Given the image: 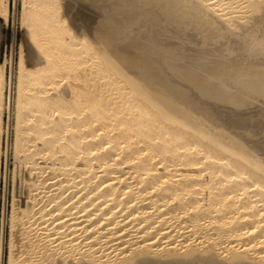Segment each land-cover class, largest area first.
Instances as JSON below:
<instances>
[{
    "label": "bare ground",
    "instance_id": "bare-ground-1",
    "mask_svg": "<svg viewBox=\"0 0 264 264\" xmlns=\"http://www.w3.org/2000/svg\"><path fill=\"white\" fill-rule=\"evenodd\" d=\"M21 1L7 264H264V0Z\"/></svg>",
    "mask_w": 264,
    "mask_h": 264
},
{
    "label": "rangeland",
    "instance_id": "rangeland-1",
    "mask_svg": "<svg viewBox=\"0 0 264 264\" xmlns=\"http://www.w3.org/2000/svg\"><path fill=\"white\" fill-rule=\"evenodd\" d=\"M14 1L16 2L15 9L13 6ZM63 5L67 9V18L68 21L74 27L78 26V21L74 20L77 12L81 11L83 13H87L90 21L95 19L96 11L93 7H91L88 2H84L82 0H63ZM74 1V3H73ZM9 13L8 20L5 24L4 20L0 18V33L2 35L1 43H0V61L6 57L8 59V64L6 68V76L9 77L10 70H12V74L15 76L16 74V64L18 60L19 53V44L21 39H25L24 30L21 29L20 25V15H21V0H9ZM80 2V3H79ZM87 3V4H86ZM74 6V7H73ZM73 10V11H72ZM95 11V12H94ZM14 15H13V13ZM77 22V23H75ZM89 34V33H88ZM90 35V34H89ZM34 60V59H32ZM12 62V64H11ZM12 65V68H11ZM15 73V74H14ZM13 76V81H14ZM14 89V90H13ZM12 89V102L15 96V88L13 85ZM12 110L10 113V129L8 134V143L6 142V135H3L2 142V152L0 155V234H1V219L4 217V239L2 244V264H7L8 254H9V236H10V212L12 209V198L14 199V208L19 210L18 207H21L26 201V185L23 181V177H25L26 167L23 164H19L15 160H13V152H12V143L14 139V102L11 103ZM7 113L3 115L4 123L7 122ZM11 148V149H10ZM6 149V150H5ZM5 151V152H4ZM7 153V157L5 154ZM25 167V168H24ZM14 173V174H13ZM27 176V175H26ZM28 177V176H27ZM22 179V180H21ZM13 194L15 197H13ZM8 244V245H7Z\"/></svg>",
    "mask_w": 264,
    "mask_h": 264
}]
</instances>
